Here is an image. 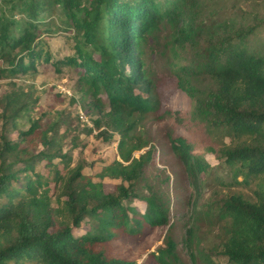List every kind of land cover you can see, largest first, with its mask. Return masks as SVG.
Listing matches in <instances>:
<instances>
[{
    "label": "trees",
    "instance_id": "trees-1",
    "mask_svg": "<svg viewBox=\"0 0 264 264\" xmlns=\"http://www.w3.org/2000/svg\"><path fill=\"white\" fill-rule=\"evenodd\" d=\"M202 9L199 0L0 2V73H34L35 61L50 60L39 33L45 19L55 15L53 28L72 33V54L52 61V67L74 70L86 109L99 115L93 124L98 127L103 118L109 134L99 133L106 140L117 136L118 156L97 175L118 180L105 191L102 181H93L78 165L70 167L68 153L61 152L60 112L54 121L27 117L28 127L17 128L16 138L8 139L6 132L26 116L35 99L25 92L3 94L0 264H136L124 241L167 224L166 192L159 185L168 177L149 183L146 175L154 149L148 146L132 155L148 145L134 134L135 128L158 107L143 48L162 29L168 30L167 45L184 61L173 73L176 87L193 103L190 118L219 141L209 152L228 169L233 183H252L253 188L248 199L229 192L210 196L197 207L194 201L179 243L168 229L163 245L141 264L148 258L159 264H216L213 257L225 264H264V40L249 46L264 19L241 25L215 15L202 18ZM7 11L20 19L6 17ZM168 147L192 177L198 198V177L208 164L191 153L181 136L170 138ZM39 164L47 169L46 176L36 169ZM133 200L143 202V210ZM202 224L213 228L206 229L203 247L198 239ZM82 225L86 230L79 232Z\"/></svg>",
    "mask_w": 264,
    "mask_h": 264
},
{
    "label": "rangeland",
    "instance_id": "rangeland-1",
    "mask_svg": "<svg viewBox=\"0 0 264 264\" xmlns=\"http://www.w3.org/2000/svg\"><path fill=\"white\" fill-rule=\"evenodd\" d=\"M0 2L2 3V0ZM199 4L204 12L203 15H200L202 18L207 15H215L218 20H232L235 24L241 25H250L257 18L264 19V0H199ZM6 17H11L16 21L20 19L18 13L9 11L6 12ZM45 23H47L46 26L40 25L39 38L45 42L43 50L48 51L50 60L35 61L36 71L34 73L25 75L0 73V98L3 94L13 91L29 93L30 98L35 99L34 102L29 103L26 116L17 120V126L8 130L6 137L15 139L17 128L25 130L29 125L27 117L54 121L59 119L57 113L60 112L61 120L59 119L60 125L57 133L58 135L62 134L61 152L68 153L69 166H80L84 175L90 176L93 181H102L104 190L108 191L112 184L118 180L106 177L100 179L97 175L102 166L118 159L117 136L111 134L110 140H106L99 133L100 130H107L109 134L103 118H101L98 127L93 124L99 115L86 109L87 98L82 95L76 84L74 70L66 66L57 71L53 69L52 61L62 60L72 54V33H65L61 29L53 28L57 23L55 15L47 17ZM159 33L156 39H152L143 48V60L154 79L158 107L153 115L148 116L143 123L135 128L134 134L139 138L146 139L148 145L133 151L132 155L137 157L148 146L154 149L147 165L146 175L149 183L156 182L155 179H161L164 176L168 177L166 183L159 185L166 192L168 216L166 225L146 228L139 237L124 241L125 246L130 248V257L129 255L128 257L136 264L143 263L149 252H154L156 247L163 245V236L168 233V229H171V237L179 243L183 225L192 216L194 201L197 207L205 203L210 196L229 192L240 193L248 199L251 198V189L253 188L252 183L249 185L233 183L228 169L209 152V147L217 148L219 141L216 137L205 133L202 123L190 118L193 103L176 87L173 73L175 67L184 64V61L178 60V52L175 53L173 47L167 45L168 30L162 29ZM249 40V46H255L258 42L263 41L264 26L259 27ZM2 67L0 66V68ZM177 136L183 137L189 143L191 153L200 157L209 166L198 177L202 184L198 198L195 196V183L192 181V177L169 150V139ZM222 141L228 143V138L224 137ZM36 169L46 176V168L39 164ZM55 169L62 174L60 164H57ZM237 180H240V177H237ZM50 192L52 193L53 190ZM52 199H54V195H52ZM132 204H136L140 210H143V202L133 200ZM207 228L213 229L206 224L200 225L198 239L202 247L208 241ZM83 230H86L85 225H82L79 232ZM211 233H214V230ZM177 248L182 259L188 261V256L183 248L181 250V245H178ZM122 253L127 255L125 251ZM213 259L216 264H225L223 258L218 260L213 257ZM146 264L159 263L153 258H148Z\"/></svg>",
    "mask_w": 264,
    "mask_h": 264
}]
</instances>
